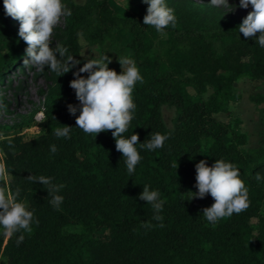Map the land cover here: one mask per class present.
<instances>
[{"label": "trees", "instance_id": "trees-1", "mask_svg": "<svg viewBox=\"0 0 264 264\" xmlns=\"http://www.w3.org/2000/svg\"><path fill=\"white\" fill-rule=\"evenodd\" d=\"M64 1L70 14L61 46L80 64L59 77L49 68L53 83L45 93L43 133L30 139L20 134L0 138L7 186L19 191L18 200L34 214L31 232L6 239L0 231V264H264V134L258 147L243 150L247 134L231 131L215 116L229 103L240 78L264 80V47L255 37L240 34V24L212 28L198 18L190 24L177 21L161 34L143 24L144 0H126L125 16L115 13L110 0ZM0 18L1 83L21 64L27 44L10 23L3 0ZM118 30L130 36L126 44L119 42ZM80 36L91 45L110 43L118 59L109 68L121 72L119 56L129 57L131 51L140 70L143 80L132 94L133 119L123 135L138 133L141 143L154 133L168 137L155 150L136 145L141 159L131 175L112 132L86 134L76 127L79 110L75 115L68 110L69 104L78 109L80 104L69 86L74 73L85 58L94 57L82 55ZM251 99L262 102L264 96ZM164 106L175 108L172 127L165 123ZM66 125L71 126L70 138L57 137L54 130ZM217 159L240 170L250 206L213 226L202 211L214 199L209 194L191 200L198 189L187 192L186 187L196 183V164L205 160L211 166ZM30 176L49 177L53 185L64 186L56 193L64 198L59 208L50 203L47 186ZM143 185L165 200L162 221L153 219L151 205L139 198ZM67 225L78 228L67 233ZM20 235L24 239L17 244Z\"/></svg>", "mask_w": 264, "mask_h": 264}, {"label": "clouds", "instance_id": "clouds-1", "mask_svg": "<svg viewBox=\"0 0 264 264\" xmlns=\"http://www.w3.org/2000/svg\"><path fill=\"white\" fill-rule=\"evenodd\" d=\"M148 4L147 14L143 18V24L153 26L157 32L165 34L164 30L171 25L176 26L174 9L168 7L166 0H144ZM4 9L8 16L20 22L19 37L27 44L26 55L23 64L35 66L43 70L48 66L57 76H62L75 68L80 61L71 55H66L68 49L64 46L52 47V35L55 27L65 12L62 0H3ZM213 6H225L229 0H210ZM252 11L238 26L240 34L248 38H256L257 43L264 47V0H240L238 7L248 8ZM67 14H70L67 13ZM258 34V35H257ZM79 35V34H78ZM84 49L88 46L81 41ZM96 55L85 58L86 62L75 73V79L70 82V87L75 90L76 98L80 102L79 109L76 105L69 104L70 114L76 117V127L86 134H95L111 131L116 140V150L121 152L125 159L128 173L131 175L141 159L136 145L148 150L162 148L167 135L160 133L150 134V139L141 143L139 134L134 133L125 137V133L133 119L136 107L133 101V90L138 81L143 80L140 70L131 57L119 56L122 71L117 72L109 68L112 58L107 54H100L92 49ZM59 57V58H58ZM81 73H88L87 77ZM43 114L37 116L40 120ZM71 126L56 128L57 137H69ZM70 138V137H69ZM51 151H56L55 146ZM176 167V164L173 165ZM34 182L46 185L49 195L52 196L50 203L59 208L63 202V196L56 194L63 185H53L51 178L39 176L29 177ZM258 180L261 179L257 174ZM0 227L4 235L11 237L18 232H31V224L34 218L32 211L18 200L19 191L13 192L7 186V172L0 167ZM143 191L139 198L151 205L153 219L162 221L160 212L165 200L160 198L158 190H150L149 185H143ZM196 187L197 192L191 198H205L211 195L214 203L203 209V215L213 226L224 218L231 217L234 213L239 214L250 206L249 189L240 176V170L231 162L217 159L211 166L205 160L196 164ZM150 227V223L145 225ZM163 227V223L159 225ZM24 239L20 235L17 244Z\"/></svg>", "mask_w": 264, "mask_h": 264}, {"label": "rangeland", "instance_id": "rangeland-1", "mask_svg": "<svg viewBox=\"0 0 264 264\" xmlns=\"http://www.w3.org/2000/svg\"><path fill=\"white\" fill-rule=\"evenodd\" d=\"M77 4L85 3V0H74ZM65 5L66 14L60 19L59 24L55 27L52 35V47L61 46V37L63 36L68 10L67 3L62 0ZM229 5L213 6L210 0H166L168 7L174 9L176 22L181 21L184 24H190L195 18L215 28H231L243 22L244 18L252 11V6L248 8L238 7L240 0H229ZM110 4L115 13L119 16H125L129 13L128 3L126 0H110ZM10 23L19 31L20 22L8 16ZM2 21L0 18V25ZM118 40L121 44H126L130 40V36L121 30L117 31ZM79 41L86 42L87 48L82 45L81 53L86 57L95 56L96 53L107 54L112 58V62H116L118 54L112 49L110 43L103 46L91 45L80 36ZM131 51L128 56L131 57ZM28 58L27 55L23 58L21 64L14 67L7 73L0 83V138L20 134L25 139L36 137L45 130V120L43 115L40 120L37 116L43 114L45 93L50 84L53 83L50 76L48 66L43 70L37 69L35 66H25L23 61ZM245 65L250 66L251 57L244 58ZM188 90L199 97L197 90L187 85ZM212 89H209L204 98H208ZM264 96V80H253L248 76L240 78L234 84V93L225 109L215 116L218 120L225 122L231 131L244 132L248 136L247 144L242 146L243 150L255 148L260 145V140L264 134V101H253L252 96ZM163 115L165 123L168 127L173 126V118L175 116V108L171 106L163 107ZM196 183H190L186 187L187 192L196 190ZM227 219V218H224ZM223 220V219H221ZM219 220V221H221ZM256 222V219H254ZM78 227L67 225L64 228L65 232H71ZM105 229L100 230V234ZM1 233H4L0 227ZM5 236V235H4ZM7 239L8 236H5ZM253 241L252 238H248Z\"/></svg>", "mask_w": 264, "mask_h": 264}]
</instances>
